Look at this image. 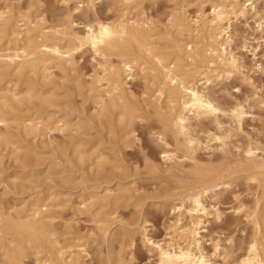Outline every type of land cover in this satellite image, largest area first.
Instances as JSON below:
<instances>
[{"label":"rangeland","instance_id":"rangeland-1","mask_svg":"<svg viewBox=\"0 0 264 264\" xmlns=\"http://www.w3.org/2000/svg\"><path fill=\"white\" fill-rule=\"evenodd\" d=\"M216 1L227 4L231 0H0V8L10 12L9 20L0 26L5 32H0V87L6 93L8 89L7 94L18 93L22 101L6 109L9 123L13 125L12 118L39 113L67 124L60 131L39 128L34 135L17 134L11 140L13 145L0 144V211L26 210L39 198L49 206L45 213L51 215V228L58 239L84 244L87 254L78 257L77 264H114L118 256L125 260L132 256L139 264L152 263L155 254L141 238L142 227L152 240L181 242L172 236L180 221L171 207L195 186L193 167L183 157V143H175L172 131L166 132L165 140L169 148L177 147L180 162L162 157L160 132L165 130L158 112L166 110L162 109L165 99L159 107L154 100L161 82L154 61H139L142 65L136 66L133 78L124 79L128 103L136 115L126 125L117 123L116 115L104 118L99 110L98 99L106 97L105 84L96 79L105 58L90 48L73 52L70 66L55 59L46 66L36 62L32 71L5 62L21 42L9 34L11 27L21 34L22 41L28 36L37 44L53 40L59 30L82 32L96 19L138 20L148 27L153 53L163 56L165 64L178 59L175 64L181 70L195 71L199 88L219 108L216 116L190 119L200 142L196 160L201 166L223 170L229 178L226 186H218L215 194L205 198L207 208H216L219 215L207 217L198 239L212 261L238 264L253 235L247 214L257 200L264 201L261 186L242 172L234 173L245 163L246 147H258L256 159L264 158V0H238L246 5L244 15L231 14L226 23L229 37L225 50L236 61L228 75L218 73L216 67L208 70L211 65L203 57L204 32L193 24L200 11L208 14ZM176 17L182 20L183 31L174 24ZM193 49L199 50L200 56H187ZM107 58L114 64L119 60L115 55ZM141 66L155 70L150 72L149 67L141 72ZM28 86L44 92L49 101L40 105L24 100ZM236 105L245 111L240 124L231 115ZM8 131L17 133L12 128ZM211 134L222 140L212 139ZM75 148L83 152L82 160L77 159ZM105 194L110 198L104 200ZM82 204L87 205L85 210ZM96 214L105 222H98ZM261 242L264 246V240ZM0 264H7L1 256ZM21 264L38 263L28 254Z\"/></svg>","mask_w":264,"mask_h":264},{"label":"bare ground","instance_id":"bare-ground-1","mask_svg":"<svg viewBox=\"0 0 264 264\" xmlns=\"http://www.w3.org/2000/svg\"><path fill=\"white\" fill-rule=\"evenodd\" d=\"M245 10V3H240L238 0H231L227 4L216 1L211 4L208 14L200 11L199 16L194 20L195 29L199 27L204 32L206 47L203 50V57L206 64L211 65L208 70L216 67L218 73L228 75L236 68L234 57L225 50V43L229 37L227 31L229 26L226 23H228L231 14L242 16ZM9 14L8 10L0 8V26L9 20ZM174 24L180 31L184 30V25L179 17H176ZM14 29L11 27L9 34L14 36L16 42L20 40L21 42L14 48L11 55H7L5 61L7 66H14L18 69L27 67L33 71L36 68V62L46 66L49 61L55 59L70 66L73 52L84 47H88L94 53L104 57V65L101 66L102 72L96 82L104 81L103 91L106 97H99L97 103L104 118L109 119L116 115L117 123L123 125L129 124L136 117L131 104L129 105L130 102L128 103V91L125 89L124 79L133 78L136 66L147 64L149 62L147 60L154 61L155 67H158L161 73H159L161 82L157 86V95L154 100L159 102V107L162 104L160 101L165 99L162 109L166 110V113L158 112L165 130L160 132L163 145L162 157L168 161L180 162L181 157L178 158L176 155L177 147L169 148L170 145L165 140L166 132L172 131L175 143H183L182 146L185 149L183 157L192 164L195 186L190 188L189 192L184 194L185 197L180 198L178 203H174L171 207L178 215L177 222L180 221L174 226L172 236L178 237L181 242L173 239L164 243L152 240L142 227L141 238L149 246V250L155 254V260L148 264H217L203 253L198 239L200 237L199 230H201L200 225L206 222L208 216L212 214V216L218 217L219 215L216 208L212 207V211L207 208L204 203L205 198L211 193L215 194L218 186H226L229 178L223 170L201 166L199 160L195 158L194 153L200 142L193 134L190 119L204 115L216 116L219 109L212 99L199 88L198 80L194 76L195 71L191 73L188 70H181L179 65L175 64L178 59H173L175 61L170 62L171 64H165L163 56L153 53L148 27H144V22L139 23L138 20L128 18L118 21L96 19L93 23L86 24L82 32L59 30L56 31L57 36L53 40H42L37 44H33L28 36L22 41L21 34ZM3 31L0 29V32ZM63 40L71 44L65 45L62 43ZM176 47L180 49L181 46L176 44ZM190 50H188L187 56L191 58L200 56L199 50L193 49L191 54ZM109 55L119 58L117 64L108 62L110 60L106 57ZM139 61H142V64L138 63ZM44 65L43 67H45ZM145 68L141 66L138 69L143 72ZM47 69L46 67L45 70ZM154 70L152 67L149 68L150 72H154ZM121 74H124L123 78ZM149 74L153 76V74ZM205 79H208V76ZM80 88L77 85V89ZM4 90L0 87V144L13 145L11 140L17 134L34 135L36 131H39V128L60 131L67 126L66 122L61 119L51 121L50 116L41 117L39 113L27 118H12L13 125H11L9 123L11 119H9L6 109H13L14 103L19 104L22 101L17 96L18 93L7 94L9 90L7 89V93ZM24 92V100L29 103L37 102L41 105L49 101L44 96V92L33 86H28ZM244 114L245 111L241 105H236L231 111L237 124H240ZM9 128L15 129L17 133L8 131ZM210 137L214 140H222L220 135L211 134ZM16 149L17 147H14V150ZM257 149L258 147L248 146L243 150L245 163L234 173H244L246 179L253 181L256 186H261L264 193V158L256 159L258 158ZM74 152L77 159L82 160L83 152L78 148H75ZM102 198L105 200L110 196L105 194ZM29 204V209L26 210L0 211V256L3 261L7 264H21L29 254L35 257L38 264H77L78 257L87 254L84 244L59 240V235L57 236L54 229L51 228V215L45 213V211H49V206L41 204L39 198ZM81 207L85 210L87 205L82 204ZM247 216L248 222L253 227V235L245 252L240 256L238 264H264V246L261 242L264 240V201L260 203L257 200ZM182 217H185L187 222L182 223ZM96 218L98 222H105L99 217V214H96ZM133 242V238L130 237V245ZM214 247L218 248V244L215 243ZM114 264L139 263L133 262L132 256L127 260L118 256Z\"/></svg>","mask_w":264,"mask_h":264}]
</instances>
